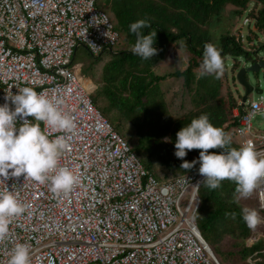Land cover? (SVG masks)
Here are the masks:
<instances>
[{"label": "built area", "instance_id": "1", "mask_svg": "<svg viewBox=\"0 0 264 264\" xmlns=\"http://www.w3.org/2000/svg\"><path fill=\"white\" fill-rule=\"evenodd\" d=\"M97 2L0 0V105L25 86L60 99L76 123L60 165L79 178L66 195L24 175L4 180L27 209L10 221L0 264H8L16 243L30 246L31 264H222L196 222L205 177L199 171L168 180L150 174L93 103L73 64L78 47L98 56L120 40ZM262 113L264 102L248 98L233 109L238 149L251 140L264 154V131L253 127L254 115ZM21 122L18 117L17 126ZM255 190L264 211V181ZM248 263L264 264V248Z\"/></svg>", "mask_w": 264, "mask_h": 264}, {"label": "trees", "instance_id": "2", "mask_svg": "<svg viewBox=\"0 0 264 264\" xmlns=\"http://www.w3.org/2000/svg\"><path fill=\"white\" fill-rule=\"evenodd\" d=\"M254 3L260 8L257 12L253 9L251 16L256 27L264 34V0H104L102 4L98 0V7L110 14L120 33V40L125 35L128 46H133L136 40L135 34L130 31L131 23L147 19L151 27L141 31L145 35L157 31L153 47L158 49V53L148 60L134 55L131 48L115 49L114 46L101 55L93 56L86 47H78H84L91 56L85 63L81 62L83 80L89 77L91 80L94 66L102 63L106 55L110 56L102 68V90L93 95L94 89L90 92L93 103L106 118H111L113 110L119 113L118 122L114 123L119 132H123L121 121L127 120L134 126L138 140L130 147L157 179L168 180L199 171V163H195L191 169H183L181 165L184 160L190 163L197 161L200 150H186L187 154L182 160L175 156V142L176 133L201 114H208L214 126L230 134L231 147L238 149L231 128L234 126L233 109L239 101L226 87L228 72L225 68L223 75L217 79L212 74L201 76L199 68L205 43L216 44L226 59L242 55L252 58V52L244 47L242 35L231 31L226 21L241 17ZM251 36L249 33L248 39L253 40ZM179 41L185 42L189 52L187 67L164 75L156 74L154 67L165 57L168 48ZM261 47L264 49V43ZM74 62L75 58L73 64H78ZM169 77L182 79L183 92L190 96L192 103L189 111L177 115L172 112V103L167 102V93L160 84ZM104 97L108 99V104ZM221 151L219 148L209 149L210 153L219 154ZM162 172L165 173L161 175ZM235 189V182L227 179L221 182L218 189L210 190L203 184L199 189L201 205L196 222L222 264L224 261L248 263L252 253L264 248L260 243L250 246L245 244L252 232L242 218V208L236 201L238 193ZM226 212H235V219L226 217ZM261 213L264 214V211ZM228 234L236 238L237 245L241 247L238 254L233 255L219 247L223 237Z\"/></svg>", "mask_w": 264, "mask_h": 264}, {"label": "clouds", "instance_id": "3", "mask_svg": "<svg viewBox=\"0 0 264 264\" xmlns=\"http://www.w3.org/2000/svg\"><path fill=\"white\" fill-rule=\"evenodd\" d=\"M150 27L147 19L130 24V31L136 36L132 52L143 60L151 59L158 53V49L153 47L157 31L147 35L141 31ZM221 52L216 44L205 43L201 76L212 74L219 79L223 75L226 57H222ZM17 89V94L7 95L6 102L0 105V177L3 178L0 184L4 185L0 189V244L8 237L10 221L27 209V205L19 199L15 186L9 191L5 185L4 180L9 176L24 175L40 184L48 183L50 191L57 195L70 193L79 182L70 168L60 165L62 155L70 150L69 134L76 129L73 117L63 110L60 99L50 97L46 92L38 93L30 86ZM8 101L14 108L9 106ZM18 117L22 121L19 126ZM52 132L64 134L50 139ZM231 141L230 134L214 126L208 114H201L176 133L175 156L183 160L186 150L199 149L198 160L191 163L184 160L181 168L191 169L199 163L205 187L218 189L221 182L227 179L235 182L239 198L246 199L264 181V154L256 150L251 140L239 149L231 147ZM217 148L222 149L219 154L209 152V149ZM225 216L235 219L236 213L226 212ZM242 218L250 229L264 222L255 209L247 207L242 209ZM8 264H31L30 246L16 243L10 250Z\"/></svg>", "mask_w": 264, "mask_h": 264}, {"label": "rangeland", "instance_id": "4", "mask_svg": "<svg viewBox=\"0 0 264 264\" xmlns=\"http://www.w3.org/2000/svg\"><path fill=\"white\" fill-rule=\"evenodd\" d=\"M100 3H104V0H100ZM256 3L250 4L249 8L244 14L239 18H233L231 21H226V25L230 26L231 31L235 32L236 34H241L243 37V43L245 49L249 50L254 57L255 53L259 54L260 56L264 55V49L261 47L262 43H264V34L256 27L255 21L251 16V13L254 9L255 12L258 11L260 6H255ZM251 34V39H248V34ZM124 36V37H123ZM121 36L120 43L117 44L115 49H128L132 46H128V40L125 38V35ZM184 41H179L172 46H170L165 54V57L154 67V72L159 75H164L170 72H174L176 70H183L187 67L189 63V52L185 47ZM119 49V50H120ZM118 51V50H116ZM75 58V62H78L79 66V75L81 76V67L82 63H85L87 60L91 59V56L87 53V50L84 47L78 49ZM110 59L109 55L103 59L102 63H98L92 69V76L91 80L86 79L84 80V85L89 89L93 90V94H96V91H101V77L103 75L102 68L103 64L107 63ZM250 58H246L245 56H240L237 58H233L231 56L227 57L225 61V68L228 72V79L225 80L226 87L230 89L231 93L236 97V99L243 100L245 96V87L239 83L237 78L238 70L245 66ZM82 62V63H81ZM236 67H233L236 65ZM201 69L199 68V72ZM247 79L251 85L254 87H260L263 89V94H258L256 92H251L248 95V102L251 100H260L264 102V68H262L259 72H250L247 75ZM162 89L167 93L166 100L167 102H171V110L174 115L182 114L184 112L189 111L192 108V103L190 101V96L185 94L182 89V79L169 77L166 80L161 81ZM95 87V88H94ZM168 89V90H167ZM98 91V92H99ZM104 100L108 104V99L104 97ZM111 118L107 117L109 121L112 123L113 127L115 128V124L118 122L119 113L115 110L111 112ZM120 125L122 126L123 132H119L116 130L129 142L130 146L132 147L135 143H137L138 136L135 134L134 126L129 123L127 120L121 121ZM253 127L256 130L264 131V113L254 115L253 117ZM165 172H162L163 175ZM237 203L243 209L245 207L255 209L259 215L264 218V214L261 213L258 207L257 199H256V190L252 193V195L248 198H239V195L236 197ZM186 199L182 202L184 206ZM251 236L246 240L245 244L254 245L259 244L262 246L264 245V222L259 223L255 228L251 229ZM236 238L232 237L231 235H225L222 241L219 243V247L226 252H231L238 254L240 250V246L237 245ZM257 239H259L257 241ZM221 257V256H220ZM224 264H243L242 262H233V261H224ZM249 264V263H244Z\"/></svg>", "mask_w": 264, "mask_h": 264}, {"label": "water", "instance_id": "5", "mask_svg": "<svg viewBox=\"0 0 264 264\" xmlns=\"http://www.w3.org/2000/svg\"><path fill=\"white\" fill-rule=\"evenodd\" d=\"M262 68H264V57L260 56L259 54L254 55V57L250 58L247 64L241 67L237 72V78L239 83L245 87V96L243 97V101H246L248 95L251 92L262 93L263 89L260 87H254L251 85L247 79V75L250 72H259Z\"/></svg>", "mask_w": 264, "mask_h": 264}]
</instances>
